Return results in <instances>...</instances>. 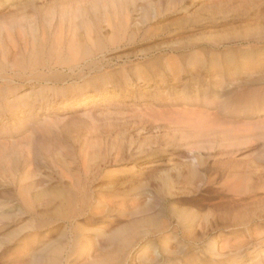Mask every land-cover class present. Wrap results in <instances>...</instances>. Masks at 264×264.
<instances>
[{
  "label": "rangeland",
  "instance_id": "obj_1",
  "mask_svg": "<svg viewBox=\"0 0 264 264\" xmlns=\"http://www.w3.org/2000/svg\"><path fill=\"white\" fill-rule=\"evenodd\" d=\"M0 105V264H264V0H0Z\"/></svg>",
  "mask_w": 264,
  "mask_h": 264
},
{
  "label": "bare ground",
  "instance_id": "obj_2",
  "mask_svg": "<svg viewBox=\"0 0 264 264\" xmlns=\"http://www.w3.org/2000/svg\"><path fill=\"white\" fill-rule=\"evenodd\" d=\"M96 3H98V2H96ZM103 7H105L106 8V5H104ZM111 7H113L114 9H115V14L116 13H118L119 11H120V9L122 8V3H119V2H115V3H112V6ZM61 9V8H60ZM97 9V8H96ZM68 11V10H67ZM65 10H63L62 9V11H61V15H63V16H65L66 14H65ZM69 12V11H68ZM78 12V11H77ZM73 13V15L72 14H69V15H72L71 16V18L70 19H72V20H74V18H77V17H80V16H82L83 17V14H85L84 12H78V13ZM70 13V12H69ZM125 14V13H124ZM120 18V17H119ZM69 19V20H70ZM86 21V20H85ZM97 21V20H96ZM121 21V20H120ZM71 22V21H70ZM69 22V23H70ZM72 24H74L73 26H75L76 25V23L73 21V23ZM86 25L88 26L89 25V22H87L86 23ZM73 26H72V28H71V30H73ZM85 27V26H84ZM91 29V28H90ZM71 30H69V36H63L62 38H70L71 37V40H70V42H69V44L67 45V46H64V44L62 43V42H58L57 43V46H51L50 47V49L48 50V52H47V54L49 55L48 57L49 58H47V60L45 59V57L43 56L44 55V53H46V49H43V52L42 51H40V53H41V55H42V58H41V55H40V53H37L38 51H35V49L36 48H33V53L31 54V59H30V61H31V63H37V62H40V65H43V64H46V63H48V62H50L52 59L54 60V63H56V64H59V65H63V66H65V65H69V64H71V66L73 65V64H75L74 62L77 60V59H79V58H86V57H90L92 54H93V52L95 51V49H93V45L96 47V49H99L100 48V41H96V39L94 38V36H92V34H90L91 33V31H90V33H88V34H86V36H87V40H85V37L86 36H83L81 33H78L77 34V31H75V32H72ZM75 30V29H74ZM32 31H36V30H32ZM37 32V31H36ZM35 32V33H36ZM35 33H33V39L35 38L34 37V34ZM38 36V35H37ZM36 36V37H37ZM36 40V38L33 40V42ZM61 41V40H60ZM35 43V42H34ZM90 43H92V44H90ZM62 44V45H61ZM40 50H41V48H40ZM36 52V53H35ZM247 53H248V51H247ZM38 54V55H37ZM242 54V53H241ZM47 61V62H46ZM51 77H54V76H50V77H47V79H51ZM37 79V78H36ZM46 79V78H45ZM45 81V80H44ZM56 81H59V80H56ZM44 83V82H43ZM11 86V85H10ZM103 94H104V91H103V89L101 90H98V95L97 96H92V95H88L87 97H83L82 98V100H90V101H92V102H96V100H99V99H101V96H103ZM9 98V97H8ZM14 98H15V96H14ZM12 99V98H11ZM27 99V98H26ZM37 100V99H36ZM10 101V100H9ZM25 101V100H24ZM5 102H7V101H5ZM12 102H14V101H12ZM32 102V101H31ZM9 103V102H8ZM27 103V102H26ZM5 104H7V103H5ZM32 104V103H31ZM35 104V103H34ZM1 106V105H0ZM12 106V105H11ZM35 106V105H34ZM8 107V106H7ZM14 107V106H13ZM17 107V106H16ZM31 107V106H30ZM38 108V107H37ZM2 109V108H1ZM0 109V110H1ZM34 110V109H33ZM39 110V109H38ZM1 111H3V110H1ZM14 111V110H13ZM199 112H201L202 113V117H201V119L199 120V121H197L196 123H194L193 125H195V126H198V127H203V126H206L207 124H209V125H211V124H213L214 122L210 119V117L208 116V111H206V110H200ZM4 113V112H3ZM2 114V113H1ZM11 114V113H10ZM9 114V115H10ZM14 114V113H13ZM17 114V113H16ZM5 116V115H4ZM22 123V122H21ZM14 124V123H13ZM221 124H225V125H227V126H230V127H236L237 126V124H238V122H235V121H233V120H226V121H223ZM24 127V126H23ZM257 127H261V133H263L264 134V123H261L260 125H257ZM3 129V128H2ZM13 129V128H12ZM15 129V128H14ZM23 129V128H22ZM24 130V129H23ZM26 130V129H25ZM25 130H24V132H25ZM10 131H12V130H10ZM17 131V130H16ZM19 131V130H18ZM27 131L29 132V135L27 136V138L29 139H32L33 137H34V131L32 130H28L27 129ZM4 132V131H3ZM6 133V132H5ZM22 133V132H21ZM262 134V135H263ZM15 135V134H14ZM21 135V134H20ZM9 136V135H8ZM13 136V135H12ZM12 136H11V138H12ZM16 136V135H15ZM1 138V137H0ZM10 138V139H11ZM19 138V136L17 137V139ZM2 139V138H1ZM7 139V138H6ZM13 139H14V137H13ZM15 139H16V137H15ZM7 141H10V140H8L7 139ZM7 141H6V143H7ZM13 141H15V140H13ZM22 141V140H21ZM30 141V140H29ZM12 142V141H11ZM32 142H34V141H32ZM15 143V142H14ZM9 145V144H8ZM2 146V145H1ZM3 148H5V146L3 147ZM12 149V148H11ZM1 154V153H0ZM259 167V166H258ZM246 172V171H245ZM238 173V172H237ZM242 174H244V173H242ZM229 178L231 177V178H240L241 177V172L240 173H238V174H235V173H230L229 175ZM244 176H242V178H243ZM241 178V179H242ZM243 189V188H242ZM242 191V190H241ZM240 192V191H239ZM242 211V210H241ZM237 214V213H236ZM235 214L233 213V215L232 216H234ZM243 217H245L244 215H242ZM257 217H258V215H256ZM256 216H254V217H256ZM262 216V215H261ZM235 218H237V217H235ZM238 218H241V216H238ZM237 218V219H238ZM207 219V218H206ZM234 219V218H233ZM253 219H255V218H253ZM242 220V219H241ZM208 221H209V219H208ZM232 221V220H231ZM250 221H253L252 219L250 220ZM240 222V221H239ZM242 222V221H241ZM231 223H233V222H231ZM231 223H229L230 225H231ZM201 224V223H200ZM207 224V223H206ZM250 224H252V223H250ZM203 225V224H202ZM238 225V224H237ZM204 226V225H203ZM246 226V225H245ZM245 226H244V228H245ZM208 227V226H207ZM240 227H242V226H240ZM250 231H251V229H250ZM253 231H254V229H253ZM248 232H249V228H248ZM122 233L123 232H120V233H118V236L119 235H122ZM251 233V232H250ZM246 234V233H245ZM250 238V237H249ZM243 245H246V246H248L249 244H247V243H243ZM242 247V246H241ZM236 250V249H235ZM233 251V250H232ZM237 251V250H236ZM239 251V250H238ZM238 251L237 252H235V254H237L238 253ZM234 253V252H233ZM22 258V260H24V253L22 254V256H21ZM44 261H43V256H42V254H33L32 253V255H30V259H29V262H28V264H42ZM239 262V261H238ZM261 263V261L260 260H256V261H254L252 264H260ZM240 264V263H239Z\"/></svg>",
  "mask_w": 264,
  "mask_h": 264
}]
</instances>
